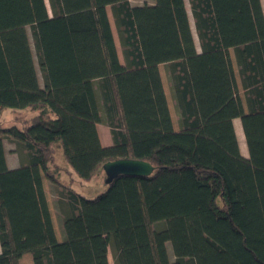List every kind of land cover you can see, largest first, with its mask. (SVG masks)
I'll use <instances>...</instances> for the list:
<instances>
[{
	"label": "trees",
	"instance_id": "1",
	"mask_svg": "<svg viewBox=\"0 0 264 264\" xmlns=\"http://www.w3.org/2000/svg\"><path fill=\"white\" fill-rule=\"evenodd\" d=\"M188 3L199 50L185 0H0V114L13 110L15 124H0V264L24 254L32 264H109V252L113 264H264L261 0ZM101 124L110 146L100 143ZM4 139L21 150L15 168ZM56 146L82 182L119 159L154 172L118 176L88 199L52 171ZM43 178L57 189L60 240Z\"/></svg>",
	"mask_w": 264,
	"mask_h": 264
},
{
	"label": "rangeland",
	"instance_id": "2",
	"mask_svg": "<svg viewBox=\"0 0 264 264\" xmlns=\"http://www.w3.org/2000/svg\"><path fill=\"white\" fill-rule=\"evenodd\" d=\"M129 1L132 5H143V4H151L152 3V0H129ZM46 4L48 7L47 1H46ZM261 4H262L263 12H264V0H261ZM185 6H186V10H187L188 17H189L190 27H191V30L193 33L195 46H196L197 50H199V44H198V40H197V37L195 34L193 18H192L191 12H190L188 0H185ZM107 14H108L110 25H111L112 32L114 35V41L116 44L118 57H119V60L122 62L123 60H122L121 49H120V45L118 42V37L116 34L115 26H114V23H113V20L111 17L110 8H107ZM26 31H27L31 51H32L33 58H34L35 68H36V71L38 74L39 84L42 85V78H41V73H40V70L38 67V63H37L36 52H35V48H34L31 30L28 27L26 29ZM230 54H231L232 65H233V69H234V73H235V77H236V83H237V87H238L239 97L241 98L242 103L244 105V94H243V90L240 87V80H239V76L237 73V68L235 66L232 53L230 52ZM159 71H160L163 87H164L167 102H168V107H169V111H170V115H171V119H172V123H173V128H174V130L177 131L179 129L178 128L179 116H178L177 110H176L175 105H174L170 85H169L167 76L165 74V69H164L163 65L159 66ZM12 111L13 110H11V109H4L0 114V124L5 128H9V127L15 125L14 121H13V112ZM22 112H23V116H26V117L31 116V113L29 112V110H26L25 112H24V110H22ZM233 126L235 129V133L238 136L237 141L239 144L240 152H241L242 156L247 157L246 145H245L244 136L242 133V129H241L239 119H235L233 121ZM98 128H99V132H100L101 137H104V136L108 137L109 136V138H110V132H109V129L106 125L101 124V125H99ZM110 141H111V138H110ZM4 150H5V157H6V160L8 162L7 166H9L10 168L19 166V164L21 163L23 158L21 157V150L16 146V144H14L13 142H11L8 139H4ZM53 155H54V159H53V163L51 164V169H52V171H55L54 174H56L58 176V179H59L61 185L66 186V187L67 186L72 187L75 190V192H77L81 196L88 198V199L95 198L96 196H98V195H100L106 191V189H107V184L105 183L106 176L102 170L89 182H82L72 172H70L71 169L68 166V164L66 163V160L63 156L62 149L60 147L56 146L54 148V154ZM42 182H43V188H44L45 196L47 199L49 211L51 214L55 234H56L57 239L60 240V239H62V235H61L62 233H61V223H60L61 217H60L58 207H57V200H58L57 195H56L57 189L50 182H48L45 178L42 179ZM166 248L168 251L169 259L171 262H173L174 258H173V255L171 253V247H170L169 243L166 244ZM25 255H27V256H24V257H22V259H20V264H32L31 255L30 254H25ZM108 260H109V264H113L110 252L108 253Z\"/></svg>",
	"mask_w": 264,
	"mask_h": 264
},
{
	"label": "water",
	"instance_id": "3",
	"mask_svg": "<svg viewBox=\"0 0 264 264\" xmlns=\"http://www.w3.org/2000/svg\"><path fill=\"white\" fill-rule=\"evenodd\" d=\"M102 171L106 176L105 183L109 185L115 178L121 175L150 176L154 172V167L146 161L119 159L103 164Z\"/></svg>",
	"mask_w": 264,
	"mask_h": 264
},
{
	"label": "crops",
	"instance_id": "4",
	"mask_svg": "<svg viewBox=\"0 0 264 264\" xmlns=\"http://www.w3.org/2000/svg\"><path fill=\"white\" fill-rule=\"evenodd\" d=\"M99 125H97V132H98V136H99V140H100V143H101V145L102 146H104V147H107V146H110L111 145V141H110V138H109V136L107 137V136H104V137H101V135H100V132H99ZM6 163H7V165H8V162H7V160H6ZM9 167V166H8ZM10 168V167H9ZM13 168H15V167H13ZM24 256H27V255H23L22 257H24ZM22 259V258H21Z\"/></svg>",
	"mask_w": 264,
	"mask_h": 264
},
{
	"label": "bare ground",
	"instance_id": "5",
	"mask_svg": "<svg viewBox=\"0 0 264 264\" xmlns=\"http://www.w3.org/2000/svg\"><path fill=\"white\" fill-rule=\"evenodd\" d=\"M236 137H238L237 134H236Z\"/></svg>",
	"mask_w": 264,
	"mask_h": 264
}]
</instances>
